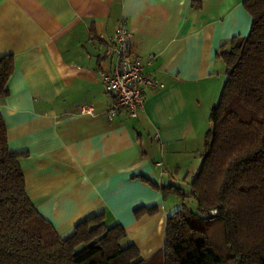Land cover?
Returning <instances> with one entry per match:
<instances>
[{
  "label": "crops",
  "instance_id": "crops-1",
  "mask_svg": "<svg viewBox=\"0 0 264 264\" xmlns=\"http://www.w3.org/2000/svg\"><path fill=\"white\" fill-rule=\"evenodd\" d=\"M121 19L153 85L142 86L136 118L109 120L104 52ZM250 24L243 0H0V56L13 58L0 116L8 147L27 154L26 195L59 237L102 213L142 258L163 248L181 200L157 187L190 188L226 76L216 53ZM140 206L157 211L135 217Z\"/></svg>",
  "mask_w": 264,
  "mask_h": 264
},
{
  "label": "trees",
  "instance_id": "trees-1",
  "mask_svg": "<svg viewBox=\"0 0 264 264\" xmlns=\"http://www.w3.org/2000/svg\"><path fill=\"white\" fill-rule=\"evenodd\" d=\"M249 32L232 36L216 56L225 67L217 102L209 109L201 162L183 191L159 188L181 201L166 220L163 248L144 259L124 228L106 226L103 214L79 222L59 237L25 191L20 159L8 147L0 116V264H264V0H243ZM12 55L0 56V98L8 93ZM156 206L134 209L135 217Z\"/></svg>",
  "mask_w": 264,
  "mask_h": 264
},
{
  "label": "built area",
  "instance_id": "built-area-1",
  "mask_svg": "<svg viewBox=\"0 0 264 264\" xmlns=\"http://www.w3.org/2000/svg\"><path fill=\"white\" fill-rule=\"evenodd\" d=\"M128 33L126 21L121 19L112 33L110 46L104 52L112 58L110 70L102 73L105 90L112 97L105 110V116L109 120L120 110H125L130 117L136 118L144 106L142 86L153 85L142 72V61L131 55ZM80 112L91 113L92 109L83 104Z\"/></svg>",
  "mask_w": 264,
  "mask_h": 264
},
{
  "label": "rangeland",
  "instance_id": "rangeland-1",
  "mask_svg": "<svg viewBox=\"0 0 264 264\" xmlns=\"http://www.w3.org/2000/svg\"><path fill=\"white\" fill-rule=\"evenodd\" d=\"M166 180H168V179L165 178L164 182H167ZM181 188H182L183 190L186 189V188L184 187V185H181ZM186 190H187V189H186ZM188 190H189V188H188ZM181 202H184V205H185L187 208L191 209V210H195V209H196V202H195V199H194L193 197L188 196V197H186V198L184 199V201H181ZM180 206H181V204L177 205V207H176L174 210H177L178 208H180ZM170 213H171V212H170ZM121 245H122V246H125L126 244L124 243V241H121Z\"/></svg>",
  "mask_w": 264,
  "mask_h": 264
}]
</instances>
